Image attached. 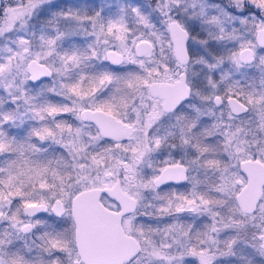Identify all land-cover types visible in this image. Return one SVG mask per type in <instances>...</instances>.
Wrapping results in <instances>:
<instances>
[{
	"label": "snow or ice",
	"instance_id": "6c2138e0",
	"mask_svg": "<svg viewBox=\"0 0 264 264\" xmlns=\"http://www.w3.org/2000/svg\"><path fill=\"white\" fill-rule=\"evenodd\" d=\"M0 264H264V0H0Z\"/></svg>",
	"mask_w": 264,
	"mask_h": 264
}]
</instances>
